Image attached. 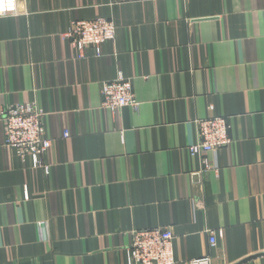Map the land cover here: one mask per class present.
<instances>
[{
  "label": "crops",
  "instance_id": "obj_1",
  "mask_svg": "<svg viewBox=\"0 0 264 264\" xmlns=\"http://www.w3.org/2000/svg\"><path fill=\"white\" fill-rule=\"evenodd\" d=\"M17 6L0 16V112L35 103L55 142L32 169L0 119V264H128L149 228L171 230L174 264H264V0ZM96 18L115 40L79 59L63 35ZM118 71L139 105L110 112L100 90ZM212 116L229 145L191 156Z\"/></svg>",
  "mask_w": 264,
  "mask_h": 264
},
{
  "label": "built area",
  "instance_id": "obj_2",
  "mask_svg": "<svg viewBox=\"0 0 264 264\" xmlns=\"http://www.w3.org/2000/svg\"><path fill=\"white\" fill-rule=\"evenodd\" d=\"M18 0H0V16H15L18 12ZM70 41L71 48L79 59L85 57L88 50L100 55L99 46L115 40V25L109 20L96 18L73 22L63 35ZM101 108L110 112L125 107L137 108L131 78L120 71L112 81L102 83L100 90ZM212 110L211 107L209 111ZM44 112L35 103H21L0 112L3 125V144L15 151L17 157L29 163L32 169L43 168L40 158L48 152L55 139L50 138L44 129ZM196 141L187 151L191 156L211 153L212 150L227 147L230 142L227 120L212 116L195 121ZM70 133L63 132L62 139L67 140ZM173 234L168 228H149L134 230L130 246L126 251L128 264H174ZM210 245L214 246L213 234L209 236ZM208 256L192 260L187 264H210Z\"/></svg>",
  "mask_w": 264,
  "mask_h": 264
}]
</instances>
